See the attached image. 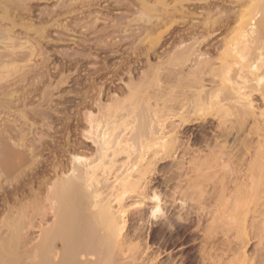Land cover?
<instances>
[{"label":"rangeland","instance_id":"obj_1","mask_svg":"<svg viewBox=\"0 0 264 264\" xmlns=\"http://www.w3.org/2000/svg\"><path fill=\"white\" fill-rule=\"evenodd\" d=\"M0 1V148L10 145L27 156L21 155L27 160L26 168L20 170L22 178L26 179V173L37 171L38 165L45 168L43 173L37 172L39 179L53 175L52 164L70 173L71 168L77 166L76 162L70 163L74 155L87 163L97 161L99 144L87 131L86 116L104 120L105 108L120 102L121 110H117L114 121L124 120L128 130L122 144L110 146L102 161L104 168L110 167L108 162L111 161L113 175L137 160L140 144L150 145V134L163 131L169 137H176L175 148L168 153L157 151L156 146L144 150L145 161L151 163L145 181L135 191L127 192L121 202L111 204L127 215L123 241L129 244L149 238L156 226L168 218L179 228L180 234L185 235L184 247L171 253L172 257L176 256L174 262L185 254L189 256V264H195L198 238L206 233L203 229L209 227L207 233L217 240L212 241L213 246L210 244L213 252L214 248L224 251L222 257L221 252L215 250L221 255L216 257L220 260L218 264L233 260L230 259L232 252L227 251L232 248V251L237 248L236 252H244L247 264H264V181L258 188L260 191L257 190L259 198L252 199L255 194L251 195L253 204L248 203L246 212L249 211L245 212L243 221L231 228L225 224L233 221H229L228 216L233 214L232 204L225 202L230 203L232 198H229L236 195V183H244L241 178L245 177L241 174L245 173L243 167H248L247 156L228 150L229 135L236 121L232 111L224 115L216 105H211L220 100L224 104L221 83L225 71L222 67L230 61L226 51L237 38L241 19L251 17L254 2ZM253 53L250 44L245 55L247 65L254 59ZM229 75L232 87L249 96L253 116L260 120L264 112L260 93L254 91L251 82L242 83L235 68ZM9 81H14L11 83L15 86L8 84ZM7 85L11 91L5 89ZM10 92L18 96L10 98ZM231 93L229 97L235 98L234 92ZM253 116H245L244 123L251 126ZM141 120L147 132L142 138L135 130ZM221 120L225 121L223 126L218 125ZM254 129L249 137L251 146L256 147L252 146L257 158L251 160V167L256 162L259 166L262 164L263 176V138L259 135L262 133ZM121 131L122 128L113 131L112 142L120 139ZM257 136L261 138L260 144H257L260 140ZM217 142L227 148L222 150ZM46 160L49 162L45 163ZM257 169L259 171V167ZM17 173L19 171L14 175L21 177ZM101 175V171H97L99 179ZM261 176L255 178L262 181L264 176ZM2 178L5 179L0 177V186H7L10 180ZM105 189L106 186L101 189L102 195L108 193ZM153 193L158 195V200L152 198ZM11 197L19 196L11 194ZM217 227L225 228L224 232ZM214 232L219 234L214 235ZM32 233L34 237L38 234L32 229L26 234V240L33 237ZM170 242L171 247L180 243L177 239Z\"/></svg>","mask_w":264,"mask_h":264},{"label":"bare ground","instance_id":"obj_2","mask_svg":"<svg viewBox=\"0 0 264 264\" xmlns=\"http://www.w3.org/2000/svg\"><path fill=\"white\" fill-rule=\"evenodd\" d=\"M253 2L254 4H251V17L241 19V27L237 33V38L232 41L226 51V57L227 59L229 58L230 61L222 67L225 71L224 75L222 73L223 77L221 83V91L223 95H225L223 97L224 104H221V100L211 103L213 107L216 105L217 107H215L224 115H226L225 112L232 111V114L236 117V121L229 135L231 145L228 147V150L232 154H240L241 157L247 156L245 162L248 167H243V169H245L243 172L245 173L241 174L245 178L240 177L241 181L244 183L241 182L242 184L240 185L238 181L236 183L237 185H234L235 189L232 188L235 190V192L234 190L233 192L236 195L232 194L234 197L232 196L229 198H232L230 203L225 202L227 205L232 204L233 210V214L230 213L228 215L230 218L229 221H233L230 225L225 222L229 227H235L238 222L240 224V222L243 221L245 217L244 214L249 211L246 212V208L249 207L248 205L250 203L253 204L251 195L253 193L255 194L252 196V199L259 198L257 193H260L258 192L260 191L259 187H261L260 185L264 181V179L262 181L257 180L259 175H262L260 173L262 164L259 166L256 162L257 165L254 163L253 165L255 167H251V160L253 159L252 161H254L257 155L254 157L256 151L253 150V148L256 149V147L252 145V148L250 144L251 138L249 137L251 134L250 131L252 132V129L259 126L258 129L255 128L254 130L255 132L258 130L262 133L258 134L263 140L261 141L260 136H257V139H260L259 142L257 140V144L262 142L264 145V112H261V118L259 117L260 120H257L258 118L255 119L256 117L253 116L254 112L249 96L241 93L240 89L232 87L233 83L231 84V77L229 75L230 72L233 71V68H235L237 78L243 81L242 83L251 82L254 91L258 92V94L260 93L261 99L264 100V0H251V3ZM7 11H9V9ZM6 16L7 13L4 17ZM4 17H2V19ZM7 18H9V16ZM250 44L251 52H254L252 55L255 54V57L254 59L252 58L251 64L247 65L245 55H247L246 51ZM182 59L184 60L183 57L181 60ZM11 82L9 81L8 84ZM12 83L10 85L15 86ZM225 83H230L231 85L227 86ZM10 85H7L8 88L6 87L5 89H9ZM2 86L3 88L5 87V85ZM231 91L234 92L235 98L231 99L229 97L232 94ZM3 92L5 91L3 90ZM135 94H137V92ZM15 95L11 94L9 96L10 98L18 96ZM216 99H218V97H216ZM112 104L105 108L104 111L106 115H104L106 117H102L103 119L105 118L104 120H100V118L98 120L97 117L92 118L89 114L86 116L87 131L94 137L95 142L99 144V156L98 159H96L97 161H95L96 163L93 161L87 163L86 160L80 159L78 156L75 157L74 155V157L71 156L70 163L73 164V162H76L77 166H75V168L73 166L70 173L69 170L65 171L54 163L56 166L53 164L51 165V172L53 175H51V177L49 176L50 178L48 177L47 179H39V177H37V172L40 171V173H43L45 168L43 169V166L38 165L36 167L37 171L34 173L25 174L24 172L26 176L25 179V177L22 178L21 176L23 172L20 174V172L23 171L21 168H26L24 166L27 165V160L25 161L24 159L25 157L27 158V156L24 155V157L22 155L23 151L19 153L18 150L15 148L13 149L10 145L0 148V177L4 176L5 179L8 181L10 180L7 186L5 184V186H0V197L3 201V203L0 204V264H189V256L185 254L181 256L179 261L174 262L176 256L172 257L171 253L174 250L180 251L184 247L185 235H181L182 233L180 234L179 228L175 227L176 225H173L168 218H164L165 220L156 226L154 234L149 238H144L129 244L123 241L122 233L126 224L127 215L122 209L115 210L111 204L113 202H121L127 192L131 193L135 191L140 183L145 181L147 172L151 170V163L145 161L144 150L147 147L156 146L157 151L168 153L175 148L174 144L176 143V137H169V135L163 131L158 134H150L151 143L145 146L140 144V153L137 160L131 165L123 167L118 174L115 175L114 173L113 175V173H111L113 171L111 161L108 162L110 167L105 168L102 161H104L106 157V152L111 148L110 146L113 148L122 144L125 132L128 128L124 120L122 121L121 119L122 122L114 121V118H116L115 114L118 112L117 110H121V103L116 102V104ZM12 106L15 105L13 104ZM223 107H226V109L223 110ZM250 114L254 117L251 118V126L244 123L245 116ZM221 121L222 122L218 124L219 126L222 125L224 120ZM252 125L253 128H251ZM117 128H122L121 133L118 135L120 139H115L114 142H112V133ZM135 128L138 137L142 138V136L146 135L145 133L147 132L144 120H141ZM43 144H41V146ZM219 148L225 150L227 147L222 143L219 145ZM67 150L68 149H66V151ZM253 151H255V153ZM68 154L70 155V152ZM46 162L48 163L49 161L46 160L45 163ZM256 167H259V171ZM252 168H255V170H251ZM18 171L19 173L17 174L21 176L19 178L14 175ZM97 171H101V180L97 176ZM254 172L259 173V175L257 174L258 177L253 174ZM251 178L255 180L253 181ZM110 179L112 181H110ZM26 182L28 183L26 184ZM254 182L257 183L255 184ZM258 182H260V184ZM101 184H105L108 190L106 195H102L101 189H104L105 186L101 188ZM26 187H28V189ZM33 187H35L36 190ZM32 188L34 190H32ZM11 194H18L19 197L12 198ZM152 198L158 200L159 197L153 193ZM154 208L155 213L159 212L157 203L154 205ZM228 216L226 215V217ZM226 217L223 216V219ZM222 223L223 225H220L223 228L225 224L224 222ZM32 229H36L38 234L34 237L32 233L33 237L26 240V234ZM210 229L212 230L213 228ZM215 229L216 227L213 231ZM220 229L221 228H218L219 231L222 230ZM203 230L207 233L209 227L208 230ZM223 230H225V228ZM223 230L221 233L224 232ZM206 233H203L200 237L197 236L199 237V243L198 247L196 246L197 253L195 255L197 257L196 260L194 258L196 261L194 262L195 264H218L220 260L218 259L217 261L216 257H221L224 251L222 253V249L220 251L214 248L213 252L211 246H213L217 240H213V236ZM216 233L214 232V235ZM171 239L172 241L177 239L180 243L175 247H171L169 246ZM212 241L215 242L212 244ZM242 246H244V244ZM215 250L221 252V255H219L220 253L217 254ZM232 250L234 249L232 248ZM232 250H227L229 254L230 251L232 252L231 256L228 255L231 257L230 259L233 258V260L227 262L228 264H247V258L243 251L240 253L236 252L239 250L237 248H235V251ZM225 254L228 253L226 252ZM236 254L238 257L233 256Z\"/></svg>","mask_w":264,"mask_h":264}]
</instances>
